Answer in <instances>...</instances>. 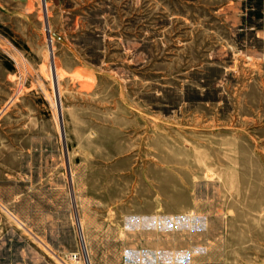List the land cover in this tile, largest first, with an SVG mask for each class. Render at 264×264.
Returning <instances> with one entry per match:
<instances>
[{"label": "rangeland", "instance_id": "rangeland-1", "mask_svg": "<svg viewBox=\"0 0 264 264\" xmlns=\"http://www.w3.org/2000/svg\"><path fill=\"white\" fill-rule=\"evenodd\" d=\"M38 1L0 30V264H264V0Z\"/></svg>", "mask_w": 264, "mask_h": 264}, {"label": "crops", "instance_id": "crops-1", "mask_svg": "<svg viewBox=\"0 0 264 264\" xmlns=\"http://www.w3.org/2000/svg\"><path fill=\"white\" fill-rule=\"evenodd\" d=\"M43 0H40V3ZM48 2V0H47ZM43 3V2H42ZM39 7L38 0H0V30H16V33H19L20 29L30 27V21L32 13ZM261 14L258 16L264 18V7ZM263 13V14H262ZM244 29L252 30L253 28L257 31V33L264 36V26L262 25L260 28H255L252 23L249 25H244ZM0 37L4 39H8L5 35H1ZM17 38L13 37L12 41L10 42H17ZM22 51V50H21ZM262 55V54H261ZM260 55V56H261Z\"/></svg>", "mask_w": 264, "mask_h": 264}, {"label": "built area", "instance_id": "built-area-1", "mask_svg": "<svg viewBox=\"0 0 264 264\" xmlns=\"http://www.w3.org/2000/svg\"><path fill=\"white\" fill-rule=\"evenodd\" d=\"M83 249H84V252L86 253V248H85V245L83 246Z\"/></svg>", "mask_w": 264, "mask_h": 264}]
</instances>
